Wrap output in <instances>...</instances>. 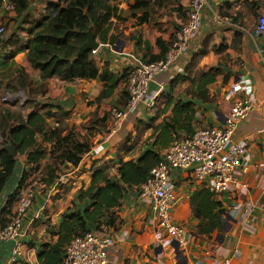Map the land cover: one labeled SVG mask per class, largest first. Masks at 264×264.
Wrapping results in <instances>:
<instances>
[{
    "label": "crops",
    "instance_id": "0c3cea01",
    "mask_svg": "<svg viewBox=\"0 0 264 264\" xmlns=\"http://www.w3.org/2000/svg\"><path fill=\"white\" fill-rule=\"evenodd\" d=\"M107 1L117 8L116 16L110 19L109 32L115 39L101 43L95 36L100 45L90 55L99 71L107 70L116 81L105 96L102 91L106 80L42 78L28 61L26 44L32 37L29 30L42 17L53 16L63 8L66 0H26L19 11L15 8L10 12L2 8L0 0V24L6 28L0 40V59L20 48L9 72L0 67V116L8 109L16 116L11 123H16L19 117L25 119L32 112L48 110L53 115L46 118L48 127L60 126L62 135L71 132L89 146L80 162L72 165L61 159L55 161L52 141L36 135L38 146L44 150L37 164L27 162L26 154L17 152L12 156L17 159L12 185L0 195L5 201L7 195L15 194L12 203L3 207L2 221L8 220L25 183L35 182L36 193L16 254H12V242H3L0 264H39L40 247L57 241L61 214L72 205L78 190L89 184L92 171L106 167L110 174H116L121 161L137 160L178 104L194 101L192 132L179 130L173 138L190 136L199 127L223 125L234 99L241 95L230 94V87L241 79L251 81L253 100L251 111L237 123L233 136L246 143L245 170L236 177V189L215 195L224 210L236 203H242L243 210L228 218L221 231L198 235L199 221L192 214L189 197L205 185L195 181L190 170L174 171L176 202L171 217L186 231L185 241L179 246L184 263L176 258L171 245L158 244L161 230L154 213L133 189L114 209V224L107 226L113 240L107 258L109 264H224L225 258L228 264H264V35L254 31L258 18L264 16V0H209L195 37L169 71L159 74L150 84L151 90L158 91L156 105L145 109L140 104L137 112L129 114L114 131L111 109H122L127 103V72L141 62L165 57L163 48L169 46L174 32L187 19L189 0H162L143 23L137 20L139 11L132 15L130 6L134 0ZM212 11L230 17L232 24L215 22ZM212 68L217 69V74L205 86L208 100L198 99L194 96L199 87L197 77ZM21 75L23 86L19 84ZM10 92H21L23 98L8 103V98L3 97ZM167 148L161 150L162 155ZM53 162L58 167L57 177L47 184L43 174ZM62 175H67V182H58Z\"/></svg>",
    "mask_w": 264,
    "mask_h": 264
},
{
    "label": "trees",
    "instance_id": "16d2710c",
    "mask_svg": "<svg viewBox=\"0 0 264 264\" xmlns=\"http://www.w3.org/2000/svg\"><path fill=\"white\" fill-rule=\"evenodd\" d=\"M19 11L24 7L26 0H12ZM162 0H134L130 6L132 15H140V23L148 20L149 14L155 5ZM107 0H66V5L57 10L53 16L39 19L29 30L31 39L26 44L27 58L31 65L37 68L42 78L58 77L64 81L77 79L100 78L107 81L102 95H109L116 81L107 70L99 71L91 51L84 52L79 57L76 52L86 40L87 30L91 27L101 43L113 42L114 35H110L111 17L116 16L117 8ZM171 43V42H170ZM170 46V44H169ZM168 47L163 50L166 54ZM20 50L10 51L0 59V67L10 71L14 65L13 57ZM217 69L212 68L200 73L197 77L198 90L194 96L201 100H208L205 86L214 81ZM21 83V84H20ZM19 84L24 85L20 76ZM9 86V85H8ZM126 103V102H125ZM195 103L192 100L183 102L174 107V114L169 117L137 160L121 161L116 174H110L106 167L92 171L91 180L86 187L78 190L72 205L61 214V221L57 228V241L53 244H42L38 252L39 264H62L66 246L77 235L88 231L98 230L101 225L112 226L116 220L114 209L121 205L124 198L133 190L139 192L140 185L147 179L150 170L158 165L163 155L161 150L167 148L173 135L179 130L187 134L192 132L191 120L194 114ZM44 107V105H43ZM0 116V192L12 185V177L16 171V158L2 149L5 144H13L18 154H26L27 162L38 163L44 150L38 146L36 135H42L53 143L52 157L61 159L63 163L77 165L89 146L79 141L71 132L62 135L63 129L58 126L48 127L46 118L53 116L50 111L42 113L32 112L25 119H16L8 109ZM56 162L46 167V177L43 182L49 184L57 177ZM15 191L7 195L5 207L14 200ZM192 214L198 219L196 226L198 235L210 236L222 230L225 210L220 200L208 188L201 187L189 197ZM4 207V208H5Z\"/></svg>",
    "mask_w": 264,
    "mask_h": 264
},
{
    "label": "built area",
    "instance_id": "2783aa9c",
    "mask_svg": "<svg viewBox=\"0 0 264 264\" xmlns=\"http://www.w3.org/2000/svg\"><path fill=\"white\" fill-rule=\"evenodd\" d=\"M1 5L9 12L16 8L12 0H1ZM208 5L209 0H189L187 19L174 32L165 57L157 61L141 62L127 72L124 82L127 103L122 109H111L113 131L129 114L137 112L140 104L145 109H152L156 105L158 91L151 90L150 84L159 74L168 72L184 52L197 34L203 11ZM212 16L217 23L232 24L230 17L216 11H212ZM254 31L256 35H264V16L258 18ZM5 32V26L0 24V40ZM229 92L241 95L234 99L223 125L199 127L190 136L173 138L162 161L150 170L147 179L139 187V198L149 205L161 230L158 244L162 247L170 246L173 241H178L180 246L186 238L185 229L171 217V210L176 202L172 178L174 171L190 170L194 180L204 184L214 194H223L238 187L236 177L245 170L246 143L235 140L233 136L237 123L246 118L252 109V83L249 79H241L230 87ZM6 99L7 97H3V100ZM67 180V175H62L58 182L65 183ZM35 193L36 183H25L5 222L1 217L6 200L2 201L0 195V246L3 242H12L13 255L24 235V220ZM243 206L242 203H236L231 209L225 210L223 221H227L228 216L240 213ZM248 206L246 209L249 211L251 205ZM108 231L106 225H101L98 230L73 237L66 246L62 264H109L107 249L113 240L108 236ZM124 236L123 234L122 237ZM13 255L10 258L12 262ZM228 263L229 259L225 258L224 264Z\"/></svg>",
    "mask_w": 264,
    "mask_h": 264
},
{
    "label": "water",
    "instance_id": "95a60500",
    "mask_svg": "<svg viewBox=\"0 0 264 264\" xmlns=\"http://www.w3.org/2000/svg\"><path fill=\"white\" fill-rule=\"evenodd\" d=\"M86 35H87L86 40L79 46L76 52L77 57L82 55L84 52L97 50L100 45L91 27L87 30ZM2 149L6 150L11 156H16L17 154L16 147L13 144H5L2 146ZM228 218H231V217L228 216ZM223 223L225 222L223 221ZM171 246L173 247L175 251L176 258L184 263V257H182V250L179 249L178 241H173L171 243Z\"/></svg>",
    "mask_w": 264,
    "mask_h": 264
},
{
    "label": "rangeland",
    "instance_id": "374dc122",
    "mask_svg": "<svg viewBox=\"0 0 264 264\" xmlns=\"http://www.w3.org/2000/svg\"><path fill=\"white\" fill-rule=\"evenodd\" d=\"M15 94H17V95H15ZM13 95H15V96L13 97ZM22 95H23V94H21V92H19V93H16V92H10L8 96H7L6 94H4L3 96H7L8 101H6V102H8V103H12V102H15V101H16L15 98H17V99H18L19 97H22V98H23ZM1 143H2V137H1V135H0V145H1Z\"/></svg>",
    "mask_w": 264,
    "mask_h": 264
}]
</instances>
